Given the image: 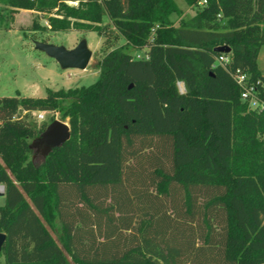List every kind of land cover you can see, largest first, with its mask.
Returning a JSON list of instances; mask_svg holds the SVG:
<instances>
[{
	"label": "trees",
	"instance_id": "16d2710c",
	"mask_svg": "<svg viewBox=\"0 0 264 264\" xmlns=\"http://www.w3.org/2000/svg\"><path fill=\"white\" fill-rule=\"evenodd\" d=\"M66 1L0 3L45 14L51 31L101 34L107 16L125 43L89 85L0 96L3 264H264V107L216 63L229 56L264 103V0H205L177 23L174 0ZM20 111L68 120L39 164L29 143L49 122Z\"/></svg>",
	"mask_w": 264,
	"mask_h": 264
},
{
	"label": "rangeland",
	"instance_id": "374dc122",
	"mask_svg": "<svg viewBox=\"0 0 264 264\" xmlns=\"http://www.w3.org/2000/svg\"><path fill=\"white\" fill-rule=\"evenodd\" d=\"M174 1L181 9L180 14L171 16L175 23L189 17L201 6L198 2L194 6H187L183 0ZM34 24L38 28H34ZM101 26L105 27L101 34L73 29L51 31L45 14L23 9L10 12L7 6L0 3V96H13L17 91L23 96L43 97L46 89H68L93 83L99 73L98 64L105 53L125 43V40L110 25L107 16L102 18ZM82 38L86 40L87 47L91 51V56L84 69H61L54 59L34 49L33 45L34 41H39L71 49ZM124 50L132 54L134 58H137L136 55L145 58L146 55V48L136 51L131 47H126ZM257 66L264 75V45L259 50ZM180 85L184 89L183 84ZM25 113V111H20V115H26L27 120H34L30 113ZM54 119L68 124L67 118L62 120L58 112L53 116ZM47 121L52 120L50 121L49 117ZM36 123L42 122L36 121ZM33 162L39 164L41 160L36 157ZM3 203L4 196L0 194V206ZM57 226L56 222L55 228L48 227V230L54 240L60 244ZM3 263V253L0 251V264Z\"/></svg>",
	"mask_w": 264,
	"mask_h": 264
},
{
	"label": "water",
	"instance_id": "95a60500",
	"mask_svg": "<svg viewBox=\"0 0 264 264\" xmlns=\"http://www.w3.org/2000/svg\"><path fill=\"white\" fill-rule=\"evenodd\" d=\"M33 45L34 49L42 51L48 57L54 59L61 69H84L91 56V51L88 49L84 38L80 39L77 45L71 49H67L62 45L39 41H34ZM213 50L228 53L230 48L226 45H220L214 47ZM69 135L70 129L67 123L58 119L49 122L44 130L29 143V148L32 150V161L36 157L42 161L53 148L62 145L69 138ZM4 239L5 234L0 232V249Z\"/></svg>",
	"mask_w": 264,
	"mask_h": 264
},
{
	"label": "built area",
	"instance_id": "2783aa9c",
	"mask_svg": "<svg viewBox=\"0 0 264 264\" xmlns=\"http://www.w3.org/2000/svg\"><path fill=\"white\" fill-rule=\"evenodd\" d=\"M68 5L76 6L78 0L75 1H66ZM205 0H199L198 4L204 5ZM137 58H140L136 55ZM147 55H145L146 57ZM230 58L229 56L222 54L216 57V63L221 65L231 76L232 80L235 84L240 88V99L247 103L249 109H260L264 107V103L260 101L257 97L256 83H252L249 81V76L240 68H231L229 67ZM182 82H177V88L180 92H183ZM183 89V90H182ZM25 114H29L33 116L35 121L43 122L47 121L49 117H53L55 113L51 111H25ZM0 192H3V187L0 185Z\"/></svg>",
	"mask_w": 264,
	"mask_h": 264
},
{
	"label": "crops",
	"instance_id": "0c3cea01",
	"mask_svg": "<svg viewBox=\"0 0 264 264\" xmlns=\"http://www.w3.org/2000/svg\"><path fill=\"white\" fill-rule=\"evenodd\" d=\"M0 194H2V195H3V192H0Z\"/></svg>",
	"mask_w": 264,
	"mask_h": 264
}]
</instances>
